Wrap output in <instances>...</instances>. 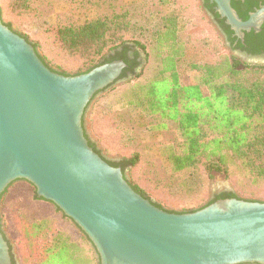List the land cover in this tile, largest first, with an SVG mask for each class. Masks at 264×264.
<instances>
[{"label":"water","instance_id":"water-1","mask_svg":"<svg viewBox=\"0 0 264 264\" xmlns=\"http://www.w3.org/2000/svg\"><path fill=\"white\" fill-rule=\"evenodd\" d=\"M212 1L240 37L264 19V9L241 21L230 0ZM124 67L116 60L56 73L0 20V197L15 180L33 185L88 237L100 264H264V202L231 198L168 212L89 146L85 109L120 83ZM0 264H11L1 227Z\"/></svg>","mask_w":264,"mask_h":264},{"label":"trees","instance_id":"trees-1","mask_svg":"<svg viewBox=\"0 0 264 264\" xmlns=\"http://www.w3.org/2000/svg\"><path fill=\"white\" fill-rule=\"evenodd\" d=\"M93 1L106 4L109 0ZM28 2L0 0L1 22L25 39L12 29L11 23L29 12ZM123 20L125 12L119 4L111 15L81 27H58L57 36L69 53L90 61L85 72L121 58L124 60L125 52L135 48L142 52L144 62L153 59L157 70L144 81H139L144 62L141 60L142 70L138 68L136 72V64L125 62L128 70H123L120 76L126 87L124 103L175 125L181 142L169 147L167 152L174 173L196 172L210 179L214 175L227 177L235 171L251 184L263 182L264 64L249 63L226 53L213 58L203 50L188 51L178 37L180 29L175 18L165 19L149 45L137 41L130 43L125 36L127 26ZM219 22L228 33L227 27ZM128 43L133 46H127ZM184 64L199 76L197 81L182 79ZM122 115L119 111L109 113L105 116V124L114 130L121 124ZM142 162L141 156L133 153L123 155L116 164L107 163L112 167L119 165L122 173L129 171L131 188L160 208L136 178V170ZM221 197L239 199L233 193ZM1 198L5 215L11 225H17L24 246L20 264H100L88 237L52 202L38 197L33 185L15 180ZM218 199L213 198L209 204ZM11 264H15L13 258Z\"/></svg>","mask_w":264,"mask_h":264},{"label":"rangeland","instance_id":"rangeland-1","mask_svg":"<svg viewBox=\"0 0 264 264\" xmlns=\"http://www.w3.org/2000/svg\"><path fill=\"white\" fill-rule=\"evenodd\" d=\"M28 3L29 12L15 18L11 23L12 29L24 35L46 66L59 74H81L91 63L63 47L57 36V28L81 27L89 21L111 15L119 4L125 12V36L130 43L137 41L149 45L165 19L175 18L180 29L178 37L188 51L203 50L213 58L226 53L249 63L264 64L242 58L229 49L205 12L202 0H109L106 4H96L93 0H29ZM5 20L9 21L7 18ZM130 43L126 45L133 46ZM139 55L144 62L141 51ZM143 67L139 81H144L157 70L153 59L144 62ZM182 75L184 81L191 82L199 77L186 64L183 65ZM123 82L94 96L83 114L82 128L87 141L110 160L119 161L123 155L133 153L141 156L143 162L136 170V178L149 191L152 202L174 213L201 209L209 204L215 193L223 191H229L241 200L264 202V181L251 184L235 171L227 177L214 175L210 179L196 172L174 173L169 166L167 152L169 147L181 142L180 132L171 122L150 116L143 109L125 106L126 87ZM115 111L123 115L121 124L113 130V127L105 124V116ZM123 175L128 182L131 181L129 171L125 170ZM2 199L0 197V227L8 242L11 258L15 264H20L24 246L17 225H11L5 215Z\"/></svg>","mask_w":264,"mask_h":264},{"label":"flooded vegetation","instance_id":"flooded-vegetation-1","mask_svg":"<svg viewBox=\"0 0 264 264\" xmlns=\"http://www.w3.org/2000/svg\"><path fill=\"white\" fill-rule=\"evenodd\" d=\"M202 6L205 12L211 18V21H213V23L215 24L217 31L223 38L225 44L232 52L248 60H257L264 62V19L261 21L257 28L251 27L248 30H242V36L240 37L239 35H237L235 30L226 22V18L220 15V13L217 11L216 4L212 0H207V2L206 0H202ZM230 6L241 21H246L249 19L251 14L264 9V0H230ZM210 10H212L213 12H211ZM214 14H217L218 18H216ZM219 21H222L223 25L227 27L228 33L225 32L226 29L224 27H221ZM123 58L124 60L122 58L118 60H121L124 63L128 62L130 65L136 64V67H134L135 72L138 68H140L141 57L139 53H136L135 50H127ZM126 63L117 79V82L124 81V79H120V76L123 70H128L129 65ZM126 74H128V72H126ZM88 144L93 149V151H95L96 153L98 152L91 142L88 141ZM99 155L109 164L117 163V161L110 160L102 156L101 154ZM117 168L121 169L119 165L117 166ZM229 193L231 192L223 191L220 193H215L213 198L215 199L216 197H219V199L216 201L224 200L221 199L223 198L221 196L227 195Z\"/></svg>","mask_w":264,"mask_h":264}]
</instances>
